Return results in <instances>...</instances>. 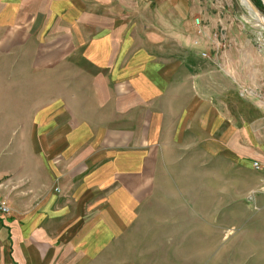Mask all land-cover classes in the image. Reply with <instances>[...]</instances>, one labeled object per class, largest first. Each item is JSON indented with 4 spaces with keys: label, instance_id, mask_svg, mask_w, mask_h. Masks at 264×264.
Returning a JSON list of instances; mask_svg holds the SVG:
<instances>
[{
    "label": "crops",
    "instance_id": "obj_1",
    "mask_svg": "<svg viewBox=\"0 0 264 264\" xmlns=\"http://www.w3.org/2000/svg\"><path fill=\"white\" fill-rule=\"evenodd\" d=\"M72 2L80 10L94 4L99 19L112 11L111 24L94 18L95 64L112 68L114 88L128 86L111 98L132 101L90 136L87 122L72 128L64 105V133L43 144L20 138V124L1 121L0 183L10 212L0 215V264H120L121 257L135 264L133 247L119 249L130 243L137 207L151 201L161 180L197 179L202 171L226 178L232 153L264 169V56L246 31L237 40L227 29L229 49L211 56L221 38L213 27L196 30L189 0ZM127 3L148 10L147 21L121 15ZM24 141L43 145L45 154L23 155ZM259 195L264 200V190Z\"/></svg>",
    "mask_w": 264,
    "mask_h": 264
},
{
    "label": "rangeland",
    "instance_id": "obj_2",
    "mask_svg": "<svg viewBox=\"0 0 264 264\" xmlns=\"http://www.w3.org/2000/svg\"><path fill=\"white\" fill-rule=\"evenodd\" d=\"M252 4L264 18L263 1ZM123 6L121 15L134 12L133 20L139 16L140 22L147 21L149 11L141 5L139 11L134 3ZM153 6L149 5L151 10ZM185 8L221 38V47L211 56L229 49L224 45L227 29L238 40L240 28L264 56V27L256 24L259 21L240 0H189ZM111 13H100L99 19L94 4L80 10L72 0H0V107L7 109L0 123L7 117L9 127L12 122L20 124V138H37L43 144L49 135L58 138L64 133L58 126L64 105L71 111L72 128L87 122L90 136L131 103V98H111V91L126 92L128 86L117 83L114 88L109 81L112 68L95 64L94 18L111 24ZM103 55L106 62L107 54ZM31 123L36 126L31 128ZM28 142L18 148L23 155L37 150L45 154L43 145L31 147ZM243 160L227 154L226 178L206 177L215 172L202 171L197 179L161 180L151 201L137 207L130 243L119 249L120 254L133 247L135 264H264V200L259 195L264 190V169L258 162L259 169H254L255 161ZM208 221L220 227H207ZM224 225L227 232L218 237ZM127 261L119 259L120 264Z\"/></svg>",
    "mask_w": 264,
    "mask_h": 264
},
{
    "label": "built area",
    "instance_id": "obj_3",
    "mask_svg": "<svg viewBox=\"0 0 264 264\" xmlns=\"http://www.w3.org/2000/svg\"><path fill=\"white\" fill-rule=\"evenodd\" d=\"M251 2L255 0H249ZM264 3V0H262ZM195 28L197 31L200 30V21L198 19L195 20ZM202 57H205V54H202ZM263 113H264V103H263ZM254 169H259V165L257 162L253 163ZM10 212V206L6 198L2 195V184L0 183V215H7Z\"/></svg>",
    "mask_w": 264,
    "mask_h": 264
},
{
    "label": "bare ground",
    "instance_id": "obj_4",
    "mask_svg": "<svg viewBox=\"0 0 264 264\" xmlns=\"http://www.w3.org/2000/svg\"><path fill=\"white\" fill-rule=\"evenodd\" d=\"M240 1H241V4H243V6H245V7L249 10L248 13H250V14L252 15V17H254L255 19H257V20L259 21V22H257L256 24H257L259 27H261V26L264 27V18H263L261 15L254 14V13L252 12V10L249 8L247 2H245V0H240Z\"/></svg>",
    "mask_w": 264,
    "mask_h": 264
},
{
    "label": "water",
    "instance_id": "obj_5",
    "mask_svg": "<svg viewBox=\"0 0 264 264\" xmlns=\"http://www.w3.org/2000/svg\"><path fill=\"white\" fill-rule=\"evenodd\" d=\"M245 2H247L249 8L252 10V12H253L254 14H258V15H260L259 11H258L257 8L252 4L251 1H249V0H245Z\"/></svg>",
    "mask_w": 264,
    "mask_h": 264
}]
</instances>
